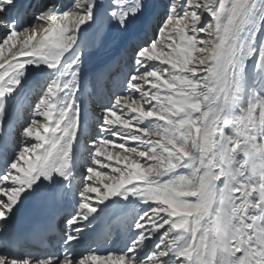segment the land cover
Segmentation results:
<instances>
[{"label":"snow or ice","instance_id":"obj_1","mask_svg":"<svg viewBox=\"0 0 264 264\" xmlns=\"http://www.w3.org/2000/svg\"><path fill=\"white\" fill-rule=\"evenodd\" d=\"M31 7L0 0V223L80 184L60 251L4 250L0 264H264V0H168L83 142L82 36L98 50L129 39L155 6L41 0L22 23ZM33 71L44 82L20 122ZM121 205L133 210L123 248L80 250Z\"/></svg>","mask_w":264,"mask_h":264},{"label":"bare ground","instance_id":"obj_2","mask_svg":"<svg viewBox=\"0 0 264 264\" xmlns=\"http://www.w3.org/2000/svg\"><path fill=\"white\" fill-rule=\"evenodd\" d=\"M23 1L24 0H21V3ZM158 1V8L156 7V10L153 12L152 18L143 25L142 23H138L134 29L133 35L129 39H126L116 44H110L98 50L93 44L94 33L92 32V30H88L82 36V40L85 42L84 52L86 56L85 63L83 66L85 93L81 97L82 121L83 126L85 128V131L81 135L82 142L88 139L89 137L93 136L94 133L97 131L96 125L98 122L97 117L100 113V105L108 103V100L113 93L123 91V81L125 80L131 67V60L127 61L126 59L129 58L130 54L132 53L133 48L135 47V43L138 41V39L142 40L143 36L147 37L150 33H152L151 36L155 34V28L159 24L160 19L163 17V5L167 3L168 0ZM109 2H111V0H105L106 5ZM176 2L179 3L180 0H176ZM161 9L162 11H159ZM4 31L5 29L2 30V33H0V35H2ZM21 39H23V37H21ZM16 50L18 49H13V52H15ZM11 55L12 53H9L6 50L4 58L10 59ZM124 55L125 58L122 59ZM99 67L103 68L101 69ZM110 70H114L113 76H115V87L110 91L111 95L108 97L100 88V80H102L105 74ZM43 82L44 74L35 71L30 72L29 80L25 84V87L18 98L19 104L17 106V112L20 118V122H23V120L27 118V116L30 114V106L34 103L39 92L40 86ZM82 150L83 149L81 148V151ZM84 154L86 155V153ZM79 184L80 177L77 176L72 189L66 190L64 186H61L58 191L59 203L63 206H67L69 208L74 209L75 197L72 195V192L75 190V187ZM37 198L38 197L31 198L30 200L26 201L23 207H27L30 204H33ZM108 210L101 213L98 219L94 222L93 228L85 232L82 242H84L87 238L91 236L90 232L92 231L99 232L104 229V231L106 232L105 227H107L108 230H117L113 233L115 241H117L123 233H125L124 235L126 236V239H128L129 236L127 235H130V233L127 230V222H130L129 216L133 211L132 207L129 206L126 209V213L120 216L117 220H114L112 217L109 216ZM14 217L15 216H13L12 218ZM3 225L4 223H0V240L4 241L5 243V239L2 238L1 234V231H3ZM91 243L92 241L89 242L88 247L91 246ZM151 246V243H149L148 247L151 248ZM117 251H119V249L115 250V252ZM24 253L25 250H23V252L21 251V254Z\"/></svg>","mask_w":264,"mask_h":264},{"label":"rangeland","instance_id":"obj_3","mask_svg":"<svg viewBox=\"0 0 264 264\" xmlns=\"http://www.w3.org/2000/svg\"><path fill=\"white\" fill-rule=\"evenodd\" d=\"M151 3L155 6V7H154V10H153V12H154V11L156 10V7L158 8V3H159V1H158V0H151ZM159 11H162V9L159 10ZM163 11H164V9H163ZM162 13H163V12H162ZM143 24H144V23H142V25H143ZM156 28H157V27H156ZM156 28H155V29H156ZM2 30H3V29L0 28V31H1L0 33H2ZM150 32H151V31H150ZM152 32H153V31H152ZM151 34H152V33L148 34L147 37L143 36V37H142V40H143V39L150 38V37H152L153 35H155V34H153V35L151 36ZM146 35H147V34H146ZM142 40H139V39H138L137 42H140V41H142ZM137 42H136V43H137ZM132 55H133V51H132V53L130 54L129 58H127L126 60H127V61H130ZM124 58H125V55H124V57H122V59H124ZM86 140H87V139H86Z\"/></svg>","mask_w":264,"mask_h":264}]
</instances>
